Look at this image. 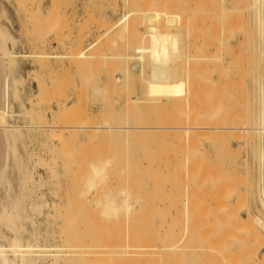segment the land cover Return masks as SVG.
<instances>
[{
    "label": "rangeland",
    "instance_id": "374dc122",
    "mask_svg": "<svg viewBox=\"0 0 264 264\" xmlns=\"http://www.w3.org/2000/svg\"><path fill=\"white\" fill-rule=\"evenodd\" d=\"M194 1L195 0H0V27L3 26V29L5 28L10 38H13L12 40L15 41V50L17 49L16 52L20 53V56L17 58L16 67L13 70V76L20 80V83H18V90H16L20 101L12 100V103L14 102L12 105L13 110L15 111L13 115L15 116L12 115L13 117H10V123L22 124V126L28 123L31 127L32 125L34 126V129L30 128V131L24 128V134H27L24 139H20L17 143L18 155H20L18 159L11 158L9 160L12 166L11 176L14 183L16 182L15 184H17L20 177V173H18L19 170L17 169L19 163L23 169L34 171L37 181H40V175L43 177V179L41 178L43 184L39 186L37 184L39 188L33 186L32 194H43L44 199L48 200L49 206H44V209L47 210L41 211L38 217L40 225H42L40 227L43 231L46 232L47 230L45 229L47 228L49 232L53 230L56 232V238L50 239L52 243L62 242L59 235L62 234V231L65 233L63 229L66 228V233H73L76 236L79 235V233V236L83 235L84 237L88 235L90 238L91 234H94V236L96 235L95 237L97 240L91 239L90 242L95 241L96 243L97 241L102 245H106V243L108 245H114L113 241L115 242V235L120 231L119 229H122L121 232H124V228L128 230L133 224V219L136 218L133 212H130L131 210H129V205L126 202L127 200L123 199L125 197H121V187L119 186L120 184L117 185L116 182L118 180L117 178H124V174L121 176L123 173H121V171L124 169L125 174L129 172L139 178L146 177L145 179L150 180L151 191L152 187L155 189V186L158 185L155 184L156 182L160 184L164 180V185L161 183L162 185H160L162 187L160 185L158 186L163 188V190L166 188L165 192L162 193L163 191L158 187V193L155 190L152 192V197H154V199L152 197L149 199L152 205L148 202L150 205L149 210L156 209L153 207L155 206L153 204L158 203L156 204L157 207L158 205L160 206V208H158L159 210H151L153 211V217L154 214L155 216L157 215L155 212L158 211H160L158 215L164 211V215L171 214L174 217L175 207L179 206V208H182V203L184 201L186 202L185 209L187 211H185L186 213L188 212V216L186 213L183 215L181 211L182 220L184 221L182 222L185 223L184 228L186 229L182 245L184 248L195 245L197 249L199 250L200 248L201 251L196 250V253H198L196 258L189 257L191 258L188 259L189 262L185 260L187 259L185 254V261L181 262V264H211L212 261L214 263L218 257L219 259L221 258L220 263L225 264L226 260L223 261L222 255L219 254V252L217 254L215 251L219 245L225 247L224 249L227 250L225 256L227 259H230L228 260L231 264H264V248L262 247L264 246V228L263 225L261 227V224L257 221L260 215L257 209L260 198L259 194L255 191L258 186L257 181H259L260 171L262 170L264 172V155L261 157L262 152L264 154V140L262 146L257 135L251 133V131H253L252 127H254L252 124L259 118V106L262 101L264 102V90L261 89L264 87V29L261 34L262 36H260L256 27V5L254 0H196L199 6H197V3ZM262 4L261 9L264 16V1ZM26 5L28 8L32 6L35 11L32 10L34 14L31 16L28 8L24 10ZM36 6L37 9H35ZM194 7L196 11L199 9L197 12L198 14L193 9ZM211 7H214V10ZM24 11L29 12H26V14ZM192 11L195 15L197 14V16L201 13L202 16L207 18H200L201 15L198 17L196 16V18L194 17L195 15L193 16L195 21L198 22L197 27H205L206 31L205 29H198L194 26V19L193 23L192 20H190L193 14ZM189 12H192V14ZM204 12L206 14L210 12L208 14L209 16ZM183 14L187 16H183ZM28 15L30 17H28ZM150 17H152L153 20ZM162 17H164V19ZM166 19L169 20L168 25L166 24ZM179 19L181 21L187 20L188 23L186 21V23H181ZM189 20L191 23H189ZM154 21L155 23L157 21L158 23L162 21V24H157L156 27L154 23L152 24ZM163 22L167 25V29ZM210 22L212 23L208 25ZM206 25H208V27ZM159 26H164L163 28H165V30H158ZM155 27L156 29L153 30L152 28ZM148 29L149 31L153 30V34L151 31V35L147 33ZM196 29H198L199 35H197ZM154 31H157V34L154 33ZM162 32L165 34L163 35ZM203 33L205 35H203ZM55 37L57 40L54 39ZM193 38L197 42L192 44ZM221 38H223L222 43ZM59 39H62L63 42L61 43ZM149 41L150 44L148 43ZM209 42H213V44H207ZM218 42L221 46L218 45ZM140 45H142V47ZM146 45H151L153 49L155 47L154 50L161 52L160 54L163 55L171 53L170 55L175 56L177 53L180 57H185L183 59L178 57V59L182 60L181 64V62L172 59L174 56H169L176 66V72L179 78H182L183 76L181 75L185 74L184 77L180 79L181 82L179 80L180 83L184 81L186 86V83L190 79L199 82L195 83L190 81L187 83L188 85L186 87L182 86L183 89H189L190 95L188 99H184L187 89L184 93L182 89L178 92V97H180L178 103V97H176L177 100H175L174 103V95L167 96L169 99L172 98L171 101L167 102L169 105L171 103L173 107L169 106L167 102L164 101L166 102V107L164 104L163 105L167 108L165 109L162 105L163 101H161L162 103L157 102L156 104V101L152 102L149 96H145L143 88L147 86V84L155 81V74L161 73V67L159 65H151L147 58H145L147 60L140 61L137 57L131 58L129 55L136 56L140 54L142 48ZM186 49L190 52L189 56L191 54L194 56L197 55L194 59H197L198 56H204V54L207 53L206 51L210 52L208 54L212 53L211 57L214 56L215 58H211V61L208 57L209 55L207 56L209 59L206 58L205 55V59L202 57V59H204L203 62H201V58L199 59V63L201 62V64L197 61L198 64L194 63L195 65L192 66V63H190L191 59H189V61L186 59L188 55V53L186 54ZM163 50L166 53H163ZM41 51L46 53L37 55V53ZM217 51H219V54ZM151 52L150 49H145V54H150ZM159 52L156 53L157 56ZM48 53L64 55L50 56ZM193 57L190 56L188 58ZM184 59L190 63V65L188 63L189 66L185 64L186 62H184ZM215 59L218 60L216 63ZM219 60L223 61L220 62ZM187 71L189 72L187 75L189 74V76H191L190 78L186 75ZM106 74L107 76H105ZM121 74H124L125 78H127V74H132V79L130 78V80L132 83L136 82L135 85L137 84V86H134L132 89L130 82L126 79L127 81L121 85L122 93L113 91L115 94L117 93V95L113 94V99H110L112 93L110 95L109 92L114 88L113 79L115 76ZM108 76L110 82L107 88L108 91H106V89H103L107 84L106 79ZM92 77H95L94 79L97 81ZM172 79L175 78L172 77ZM91 80H93V83H91ZM97 86H102L103 89L100 91L96 88ZM193 86L195 89L197 88L196 90L198 93L196 92V96L194 95L195 92L192 93ZM118 87H120V85ZM131 91L136 92L135 94L140 97L142 96V98L145 97L147 100L150 99V101L148 100L149 102L142 103L140 98H137L135 109L126 111L123 108L118 112L117 106L120 99L123 98L122 100H124L125 103L129 102V100L132 99L130 96ZM181 94L182 96H180ZM102 95L103 98L101 97ZM195 97L197 98L196 101ZM210 97L213 99L210 100ZM99 100H101V102ZM113 100H117L118 102L115 104L114 101L113 104L111 102ZM59 101H62L61 104L64 102L63 105H65H57ZM181 101H183V103L180 105L179 102ZM197 102L199 103L197 104ZM208 102L210 104L208 106L209 110L204 107ZM111 103L114 108L112 111ZM149 103L151 104L149 105ZM176 103L181 107L177 106ZM200 103L203 105L204 109L199 106ZM195 104L199 106L198 109L201 108L200 111L196 110L199 111L197 114L200 113L196 116L194 112L192 113L191 111L193 107H195ZM167 105L170 108H168ZM197 105L196 109L198 107ZM223 107L226 109L224 110ZM175 108L176 110L174 111L173 109ZM177 108H180V110L182 108L184 113L183 111H178ZM168 109L171 111H168ZM65 110L69 118L67 119V123H69L67 125H70L73 130H69L71 134L67 133L64 135L63 139H65L66 136V140L63 141L62 146L59 136L57 137V133L60 131H53L56 137L50 141L47 139L46 133L37 128L42 120L57 121L61 118V115L66 116ZM187 110L191 111L189 118L185 116ZM204 111H207V113L205 114ZM16 112H19V114H16ZM175 112L177 115L180 114L184 116L183 124L185 127H188L189 133L186 135L188 137H186L187 140L184 141L185 145L183 144L185 137L184 139L182 137L183 133L185 136V132L180 131V135L178 134L179 137L182 135L180 137L182 138V142H180L182 144H179V146H177V140L179 138H174V136L170 134L168 137L166 132H161L163 128L166 127L168 118L176 115H173ZM210 113H213L214 116ZM109 115L113 121H121L125 131H128L130 127H133L135 131L137 129L144 131L143 128H147L152 133H149V131L148 133L144 132L145 134H140L141 136L138 134L135 136H125L120 138L122 140H117L118 138H112L104 134H102V136L100 135L101 137H99V140L98 138L95 139V135L94 137H90V134H95L96 131L89 129L88 125H91V123L92 125L96 124L98 121L101 122L103 118L106 117L107 119ZM203 115H211V117L207 118V116L205 117ZM39 116L42 117L39 118ZM110 116L109 120L112 122ZM195 119L197 121L199 120L198 123ZM32 130H37V132H32ZM50 131L48 130L47 134L51 133L52 135V130L50 129ZM153 131L158 133H153ZM181 132L183 133L181 134ZM39 134L41 135L39 136ZM99 134L101 133L99 132ZM197 135L198 137H196ZM251 136H253V139ZM163 137L165 140H162ZM173 138L175 140H173ZM5 139L7 138L5 137ZM114 139L119 142L117 143ZM90 141H92L93 145ZM173 142H175V144ZM185 142H188V144ZM120 143L122 144L121 147L119 146ZM48 145L53 149L50 151V153L53 152L52 155L49 154L47 150ZM123 145L125 146L124 148ZM181 146L186 147L182 148ZM59 148L62 149L59 150ZM120 148H122V152ZM54 161L57 163H54ZM147 163L148 167L146 169ZM23 164L24 166H22ZM53 164H55L54 167ZM52 170H54V173H52ZM185 170L189 172L192 171L189 178L186 176ZM187 178L190 181L184 183L187 188L185 195L183 194V189L181 192L178 190L179 193H177V185L179 189L180 182L182 187V183L187 180ZM153 179H157L159 182L157 180L153 182ZM171 181H176L178 183H176L177 185L175 184L176 187H173V192L171 190L169 191L171 187L170 183H172ZM217 181L219 184L221 182L224 187L222 184L218 186L219 184H217ZM152 182L155 185H153ZM32 185L31 183L30 186L32 187ZM150 188H148L149 191ZM225 192H227V195ZM147 195L148 194H146V196ZM162 204L165 205V207H162ZM174 204H176L175 207L172 206ZM229 205H231V207ZM227 209L229 212L225 211ZM171 211L174 212L169 213ZM219 213L222 217H220L221 215ZM66 214V217H68L67 219L65 217ZM162 214L163 213H161V215ZM249 214L251 216H249ZM185 215L186 217L184 219L183 216ZM44 216L47 217V219H44ZM160 217L158 218V216H156L158 220L161 219ZM168 217L169 216L162 219L165 221V218ZM180 218L177 220V223L179 221L181 224ZM215 219L216 221H214ZM249 219L253 221L252 225V221ZM43 220L45 221L44 223ZM167 221L170 223L171 217L170 219L168 218ZM183 223L181 225H183ZM222 223H226V225H222ZM117 226L119 227L118 230ZM68 227L72 228L68 229ZM252 228L253 230L255 229L253 232L251 230ZM257 229L258 231H256ZM221 230H223V232ZM225 230L228 235L224 233ZM121 232L118 233L121 234ZM196 232H198V235ZM219 232L220 234L224 233L221 235L223 238L227 235L224 238L226 242L221 239V236H217ZM124 233H126L128 237V231ZM234 234H236L237 237ZM259 234L262 235V238ZM227 237L229 238V242H227ZM119 238L122 237H118L117 240ZM136 239L137 251L141 250L145 252L153 242V238H150V235L144 231L134 233V242ZM259 239L263 240L260 241ZM222 240V244L225 242L226 246H229V249L221 244ZM216 243L217 246H214ZM197 244L200 246L199 248ZM244 245L247 247L245 246L244 248ZM212 247H214V249H212ZM118 248L123 249L122 245L118 246ZM202 249L205 252L202 253ZM220 249L224 251V249ZM204 253H206V258L204 257ZM107 255L108 254L104 255L105 260H102L103 263L101 261L99 263L98 261L97 264H146V257H139L134 263H131L126 260H131L133 258L124 257L120 259V262H116L117 258H111V255L114 256L113 254L109 255V257ZM225 256L223 257L226 259ZM219 259L216 260L218 263ZM161 260L162 258H160V256H155L152 258V264H163L160 262ZM71 263L75 264L74 262L67 264ZM92 263L94 264L96 261H90V264ZM176 263L180 264L177 260ZM218 263L215 262V264ZM86 264H89V262ZM169 264L172 263L170 262Z\"/></svg>",
    "mask_w": 264,
    "mask_h": 264
},
{
    "label": "bare ground",
    "instance_id": "6f19581e",
    "mask_svg": "<svg viewBox=\"0 0 264 264\" xmlns=\"http://www.w3.org/2000/svg\"><path fill=\"white\" fill-rule=\"evenodd\" d=\"M199 1V0H198ZM204 1V0H203ZM202 1V2H203ZM209 1V0H208ZM214 1V0H213ZM213 1H211V2H213ZM216 1V0H215ZM219 1H222V0H219ZM233 1V0H232ZM263 1L264 0H254V2H255V5H256V18H255V20H256V22H257V24H256V27H257V30H258V32L260 33V36H262L261 34H262V31H263V29H264V16H263V13H262V3H263ZM33 2V1H32ZM35 2V1H34ZM127 2V1H126ZM194 2H196V0L194 1ZM36 3V2H35ZM197 4V6H199V4H198V2H196ZM205 3H207V2H205ZM210 3V2H209ZM221 3H223V2H221ZM220 3V4H221ZM29 4V3H28ZM31 4V3H30ZM33 4V3H32ZM126 4V3H125ZM195 4V3H194ZM203 4V3H202ZM202 4H201V6H202ZM208 4V3H207ZM211 4V3H210ZM34 5H36V4H34ZM33 5V6H34ZM214 5V4H213ZM221 5H223V4H221ZM28 6H30V5H28ZM215 6V5H214ZM203 7V6H202ZM205 7V6H204ZM220 7V6H219ZM25 8V9H24ZM23 9L24 10H26L28 7H27V5H26V7H24ZM198 8V7H197ZM208 8V7H207ZM212 9L214 8V7H211ZM4 9H5V7H4ZM35 9H37V6L35 7ZM194 10H195V7L193 8ZM18 10V9H17ZM28 10L30 11H26L27 13L29 12L30 13V16L32 15V14H34L33 12H32V10H33V7L31 6V7H29L28 8ZM48 10V9H47ZM189 10V9H188ZM193 10V11H194ZM199 10V9H198ZM198 10L196 11L195 10V12L197 13L198 12ZM214 10V9H213ZM3 11V10H2ZM34 11V10H33ZM49 11V10H48ZM85 11V10H84ZM191 11V10H190ZM192 11V12H193ZM7 12V11H6ZM20 12V11H19ZM25 12V11H24ZM25 12V13H26ZM35 12V11H34ZM68 12V11H67ZM86 12V11H85ZM188 12V11H187ZM192 12H189V13H191L192 14ZM211 12V11H210ZM209 12V13H210ZM26 13V14H27ZM87 13V12H86ZM90 13V12H89ZM205 13V12H204ZM208 13V14H209ZM213 13V12H212ZM212 13H211V16H212ZM4 14V13H3ZM49 14V13H48ZM48 14H46V15H48ZM64 14V13H63ZM187 14V13H186ZM184 15L183 14V16H187V15ZM190 14V15H191ZM198 14V13H197ZM197 14L195 15L194 14V12H193V14L191 15L192 16V18H191V16H190V20H192V23L195 21V19H194V17L196 18V16H197ZM206 14V13H205ZM208 14H206L207 16H209ZM84 15V14H83ZM182 15V14H181ZM195 15V16H194ZM201 15V13L198 15V16H200ZM29 15H28V17H30ZM194 16V17H193ZM197 16V17H198ZM202 16V15H201ZM200 16V18H203V19H207L205 16H202L201 17ZM155 17V16H154ZM213 17V16H212ZM211 17V18H212ZM25 18V17H24ZM150 18H152V17H150ZM161 18V17H160ZM163 19H164V17H162ZM180 18H181V16H180ZM187 18V17H186ZM185 18V19H186ZM209 18V17H208ZM163 19H161V20H163ZM193 19H194V21H193ZM145 20V19H144ZM150 20V19H149ZM152 20H153V18H152ZM158 20V19H157ZM167 20V22H166V24L168 25V22H169V20L168 19H166ZM189 20V21H190ZM199 20V19H198ZM137 21V20H136ZM151 21V20H150ZM156 21V20H155ZM155 21L154 22H152V24L154 23V26H156L157 27V24H162L161 22H159L158 23V21L155 23ZM160 21V20H159ZM181 20L179 19V22H180ZM188 23V21L187 20H182L181 21V23L182 22H184V23H186V22ZM201 21H202V19H201ZM204 21V20H203ZM208 21V20H207ZM143 22V21H142ZM147 22V21H146ZM138 23V22H137ZM143 23H145V22H143ZM147 23H149V22H147ZM164 23V25H165V22H163ZM172 23V22H171ZM173 23H174V20H173ZM177 23V22H176ZM189 23H191V21L189 22ZM198 22L197 21H195V23H193V24H195L194 26L195 27H197V24ZM212 22H210V23H208V25L209 24H211ZM150 24V23H149ZM148 24V25H149ZM167 25H165V28H166V26ZM201 25H203L202 23H201ZM200 25V26H201ZM208 25H206L207 27H208ZM1 26V25H0ZM149 27V26H148ZM152 27V26H151ZM156 27L155 28H152L153 30H155L156 29ZM161 26H159V28H158V30L159 29H161L160 31H162V30H165V28H163L164 26H162L161 28H160ZM202 27V26H201ZM201 27H199L200 29H205V27H204V25H203V27L204 28H201ZM212 27H213V25H212ZM227 27V26H226ZM146 28H147V26H146ZM198 28V27H197ZM198 28V29H199ZM167 29V28H166ZM198 29H196V33H197V35H199L198 34ZM146 30V29H145ZM152 30V31H153ZM171 30V29H170ZM225 30V29H224ZM144 31V30H143ZM151 31V30H150ZM150 31H149V29H148V32L147 33H150ZM151 31V32H152ZM159 31V32H160ZM201 31V30H200ZM205 31H206V29H205ZM157 31H154V33H156ZM204 32V31H203ZM146 33V34H147ZM163 33V32H162ZM195 33V34H196ZM212 33V32H211ZM152 34H153V32H152ZM157 34V33H156ZM160 34V33H159ZM165 33H163V35H164ZM206 34H207V32H206ZM141 35H142V33H141ZM144 35V34H143ZM150 35H151V33H150ZM197 35H195L196 37H198ZM203 35H205L204 33H203ZM214 35V34H213ZM148 36H149V34H148ZM194 36V38L196 39V37ZM225 36V35H224ZM57 37V36H56ZM56 37L54 38V39H56ZM210 37V36H209ZM58 38H60V37H58ZM150 38V37H149ZM149 38H148V40H149ZM166 38V37H165ZM171 38V37H170ZM194 38H193V41H192V44L193 43H196L197 41L196 40H194ZM204 38V37H203ZM206 38H207V36H206ZM261 38V37H260ZM13 39V38H12ZM11 38H10V36L7 34V32H6V30H5V28L3 29V26L2 27H0V264H67V263H70V262H74L75 264H86L87 262H89V264H90V261H92V262H94V261H96V263H94V264H97V262L99 261V263H100V261L102 262V260L104 259V255H106V254H108L107 256L109 257V255H111V254H113L114 256H112L111 255V258H113V259H116L117 261L116 262H120V259H122V258H124V257H130V258H133V259H131V260H126V261H129V262H131V263H134L139 257H146L145 258V263L146 264H152V258L153 257H155V256H160V258H162V260L160 261L161 263H163V264H169L170 262L173 264V262H174V260H175V262H174V264L176 263V260L178 261V263H180L181 264V262H184L185 260H188V259H191V258H196V255L198 254V253H196V250H198L197 249V247L195 246H193L192 245V247H194V248H192L191 246H187V247H183V242H182V240H183V238H184V232H185V228H184V224L185 223H183L184 221L182 220V214H181V211H182V213H183V215L186 213V207H185V204H186V202L184 201L183 203H182V205L181 206H183L182 208H179V206L177 207H175V205L176 204H174V205H172L173 207H175V212L174 211H171V212H169V213H172V212H174L173 214H174V217H173V215H171V214H166V215H164V211H162L161 213H163L162 215H161V213H160V215H158V212H160V211H158V212H155L157 215L156 216H158V218L160 217V216H162V217H160L161 219L160 220H158L157 218H156V216H155V214H154V217L152 216L153 215V211H151V210H159L158 208H160V206L158 205V207H157V205L156 204H158V203H156V204H153V205H155V206H153L154 208H156V209H151V210H149L150 209V205H152L151 203H150V197H152V192H154V190L157 192V189L159 190V188L163 191L162 193H164L165 192V189L163 190V188H161L162 186V184L161 183H163V185H164V180L159 184V183H155V184H158V185H160V186H155V189H153L154 187H152V191H151V188H150V180H148V179H145V178H139V177H137V176H135L134 174H132V173H124L125 172V170L123 169V171H121V176H123V174H124V178H122V177H120V178H117L118 180L116 181L117 182V185H119L121 188V190H120V194H121V197H125V198H123V199H126L127 201V203H128V205H129V210H131L130 212H133V215H135L136 216V218L135 219H133V224L129 227V229L128 230H125V228L123 229V231L125 232V231H128V237H127V234L126 233H124V232H121V228L119 229V227L117 226V230L119 229L120 231H118L119 233L121 232V234H119L117 231V233H118V235H117V233H116V235H115V242L113 241V244L114 245H112V244H109V245H112V246H109L107 243H106V245H102L101 243H98L97 241H96V243H95V241L94 240H97L96 239V235L94 236V234L92 235L91 234V238L90 237H88V235H86V236H84L83 237V235L82 236H79L80 235V233H79V235H75V234H73V233H71V234H73V235H71L70 233H66V231L65 230H67L66 228L65 229H63L64 230V232L65 233H63V231H62V234H60L59 235V237H60V239H61V243H52L51 241H50V239H54V238H56V232L53 230V231H51V232H49L48 231V229L46 228L45 230H47L46 232L45 231H43L42 230V228L40 227V226H42V225H40V221H39V217H38V214L41 212V211H44V210H47V209H44V206H49V204H48V200L47 199H44V196H43V194L42 195H33L32 193V191H33V186L35 187V186H37V184H38V186L40 185V184H43V181H42V179H43V177L40 175V181H37L36 180V177H35V172L34 171H32V170H28V169H23L22 167H21V164H19L18 163V165H17V169L19 170V172H18V170H17V172L18 173H20V177H19V179H18V183L17 184H15L14 183V181H13V179H12V166L10 165V163H9V160L12 158V159H18V157H19V155H18V148H17V143H18V141L20 140V139H24V137L26 136V134H24V128H26V129H28V131H30V128L31 129H34V126L32 125V127L30 126V125H28V123H27V125H23L22 126V124L20 125V124H13V123H10V117L13 115V114H15L14 112V110H13V103H12V100L14 99L15 101L17 100V101H20L19 99H18V96H17V91L16 90H18V83H20V80L17 78V77H15V76H13V70L15 69V67H16V63H17V58L20 56V53L19 52H16V50H15V41H13ZM211 39V38H210ZM209 39V40H210ZM212 39H213V37H212ZM215 39V38H214ZM57 40V39H56ZM60 40V42L62 43L63 41H62V39H59ZM58 40V41H59ZM206 40V39H205ZM208 40V41H209ZM216 40V39H215ZM220 40V39H219ZM222 40H223V38H221V43H222ZM214 41V40H213ZM57 42V41H56ZM223 42H225V41H223ZM60 43V44H61ZM139 43H141V42H139ZM149 44H150V41L148 42ZM219 43V42H218ZM205 44V43H204ZM207 44H213V42H209V43H207ZM37 45V44H36ZM35 45V46H36ZM64 45V44H63ZM62 45V46H63ZM137 45H139V44H137ZM180 45V44H179ZM178 45V46H179ZM196 45V44H195ZM218 45H220V43L218 44ZM141 47H142V45H140ZM183 46V45H182ZM213 46V45H212ZM221 46V45H220ZM40 47V46H39ZM152 46L151 45H146V46H144L143 48H142V51H141V53L140 54H138V55H136V56H133V55H129L131 58H134V57H137L138 59H140V61H143V60H149L148 62L151 64V65H155V66H160L161 67V73L160 74H155V76H156V79H155V81L154 82H152V83H149V84H147V86H145V84L143 83V85L145 86L144 88H143V92L145 93V96L147 95V96H149L150 97V99L152 100V102L153 101H156V104H157V102H159V103H162L161 101H163V103H162V105L164 104H166V102L167 101H171V99H169L167 96H170V95H174V97H173V102L175 103V100H177L176 99V97H178V92H180L183 88H182V86L183 87H186L188 84L187 83H189L190 81H192V82H195V83H199V82H197V81H195L194 79H193V77H192V79L194 80H189V78L191 77V76H189V74L187 75V73H189L188 71L186 72V75H187V77H189L188 78V82L186 83V86H185V83H184V81H182V83H180L181 82V80L180 79H182L183 77H184V72L182 71V73L184 74V75H181V76H183L182 78H179V75L177 74V72H176V66H175V64L173 63V60H171L170 59V57L169 56H174V55H170V54H165V55H163V54H160L161 52H159V51H156V50H154L155 49V47H154V49L152 48ZM206 47V46H205ZM35 48V47H34ZM192 48H193V46H192ZM197 48V47H196ZM140 49V48H139ZM145 49H150L152 52L150 53V54H145ZM184 49V48H183ZM189 49V48H188ZM208 49V48H207ZM222 49V48H221ZM261 49H262V46H261ZM42 50H44V49H42ZM47 50V49H46ZM165 50V49H164ZM163 50V53H166L165 51ZM175 50H176V48H175ZM215 50H216V48H215ZM185 51V50H184ZM191 51V50H190ZM194 51V50H193ZM202 51V50H201ZM35 52V51H34ZM138 52V51H137ZM157 52H159V54H158V56H157ZM196 52V51H195ZM207 53H205L204 54V56L206 57V58H212L213 59V57H211V54H208V53H210V52H208V51H206ZM215 52V51H214ZM218 52V54H219V51H217ZM44 53H46V52H43V51H41V52H39V53H37V55H39V54H44ZM176 53V52H175ZM185 53V52H184ZM188 53V55L186 56V59L189 61V59H191L190 60V63H192V66L193 65H195V64H198L199 63V59L201 58L202 59V57L204 58V56H202V57H199L198 56V58L197 59H194L195 57H197V55L196 56H194L193 54H191L190 56L191 57H193V58H188V57H190L189 56V54H190V52H188V50L186 49V54ZM192 53V52H191ZM199 53V52H198ZM197 53V54H198ZM50 56H62V55H64V54H50V53H48ZM195 54V53H194ZM22 55H24V54H22ZM26 55V54H25ZM28 55V54H27ZM199 55V54H198ZM209 55V56H208ZM214 55H215V53H214ZM177 56V57H176ZM208 56V57H207ZM216 56V55H215ZM229 56V55H228ZM23 57V56H22ZM25 57V56H24ZM174 57H176L177 59H178V57L180 58V59H183V58H185V57H180V55L178 54L177 55V53H176V55L174 56ZM172 58V59H174V61H179V62H181L182 60H180V59H176V58ZM145 58H147V59H145ZM208 58V59H209ZM215 58V57H214ZM221 58V57H220ZM194 59V60H193ZM205 59V58H204ZM204 59H202L201 60V62H203L204 61ZM212 59H211V61H212ZM219 59V58H218ZM185 61V59H184V62H186L185 64H187L188 65V61ZM196 60V61H195ZM216 61H215V63L218 61L217 59H215ZM197 61H198V63H197ZM220 61V60H219ZM221 61H223V60H221ZM220 61V62H221ZM226 61V60H225ZM201 62L199 63V64H201ZM228 62V61H227ZM190 63H189V65H190ZM195 63V64H194ZM214 63V64H215ZM138 64V63H137ZM178 64V63H177ZM181 64H182V62H181ZM180 64V65H181ZM184 64V63H183ZM184 64V65H185ZM203 64V63H202ZM213 64V65H214ZM222 64V63H221ZM180 65H178V66H180ZM188 65V66H189ZM181 67V66H180ZM193 68V67H192ZM198 69V68H197ZM183 70V69H182ZM194 70L196 71V69H195V67H194ZM200 70H201V67H200ZM195 71H194V73H195ZM96 72H98V71H96ZM104 72V71H103ZM197 72H199V71H197ZM211 72V71H210ZM93 73V72H92ZM101 73V72H100ZM99 73V74H100ZM181 73V74H182ZM193 73V74H194ZM212 73H213V71H212ZM192 74V75H193ZM198 74V73H197ZM134 75H136V74H134ZM194 75H196V74H194ZM105 76H107V74L105 75ZM125 75L124 74H121V75H117V76H115L114 77V79H113V84H114V88L111 90V92H109V94L111 95V93H112V95H111V97H110V99H113L112 98V96H113V94H115V92H113V91H116L117 93H122V91H121V85H123V83H125L127 80H128V82H130V85H131V88L133 89V87L134 86H137V84L135 85V83L136 82H133L132 83V81L130 80V78L132 79V74H127V78H125L124 77ZM211 76V75H210ZM209 76V77H210ZM34 77V76H33ZM172 77L173 78H175V79H172ZM212 77V76H211ZM259 77H260V75H259ZM93 78V77H92ZM95 78V77H94ZM93 78V79H94ZM99 78V77H98ZM134 78V77H133ZM195 78V77H194ZM31 79V78H30ZM127 79V80H126ZM140 79V78H139ZM201 79V78H200ZM203 79V78H202ZM211 79V78H210ZM94 80H96V79H94ZM102 80V79H101ZM135 80H136V78H135ZM179 80H180V82H179ZM198 80V79H197ZM92 82L91 83H93V80H91ZM97 81V80H96ZM204 81V80H203ZM202 81V82H203ZM206 81V80H205ZM216 81V80H215ZM221 81V80H220ZM109 82H110V78H109V76H108V78L106 79V85H105V88L103 89V87L102 86H97L96 88L97 89H99L100 91L103 89V90H105L106 89V91H108L107 90V88L109 87ZM142 82V81H141ZM210 82H211V80H210ZM95 83V82H94ZM139 83V82H138ZM194 83V84H195ZM210 84V83H209ZM215 84V83H214ZM220 84V83H219ZM120 85V87H118ZM140 85V84H139ZM196 85V84H195ZM198 85V84H197ZM216 85V84H215ZM207 86V85H206ZM211 86V85H210ZM217 86V85H216ZM194 87V86H193ZM208 87H209V85H208ZM199 88V87H198ZM212 88V87H211ZM93 89H94V87H93ZM135 89H136V87H135ZM187 89V92H186V97L184 98L185 100L186 99H188L189 98V89L188 88H186ZM186 89L184 88L183 90L184 91H182L183 93L186 91ZM193 90H192V93H194L195 92V96H196V92H197V88L195 89V87L194 88H192ZM195 89V90H194ZM261 89H263L264 90V87L263 88H261ZM262 90V91H263ZM146 91V92H145ZM200 91V90H199ZM142 92V93H143ZM202 92V91H201ZM104 93H105V91H104ZM108 93V92H107ZM106 93V94H107ZM117 93L115 94V95H117ZM136 92H134V91H131V94H130V96H131V100H129V102H127V103H125V101L124 100H122V99H120V101H119V104H118V106H117V110H118V112H120L121 111V109H123L124 108V110H126V111H129L130 109H135L136 108V103H137V98H140V101L142 102V103H147V102H149L150 101V99H148L147 100V98L145 99V97L144 98H142V96L140 97V96H138L137 94H135ZM198 93V92H197ZM264 93V92H263ZM69 94V93H68ZM103 94V93H102ZM176 94H177V96H176ZM201 94V93H200ZM61 95H63V94H61ZM121 95V94H120ZM199 95V94H198ZM263 95V94H262ZM146 96V97H147ZM180 96H182V94L180 95ZM208 96V95H207ZM211 96H214V95H211ZM264 96V95H263ZM102 98H103V95L101 96ZM116 97V96H115ZM118 97V96H117ZM148 97V98H149ZM160 97V98H159ZM199 97V96H198ZM67 98V97H66ZM69 98V97H68ZM205 98V97H204ZM60 99V98H59ZM105 99V98H104ZM118 99H119V97H118ZM179 99H180V97H178V100H177V103H178V101H179ZM184 99L182 98V100L184 101ZM199 99H200V97H199ZM211 99H213V98H211L210 97V100ZM13 100V101H14ZM197 100V98L195 97V101ZM264 100V99H263ZM100 102H101V100H99ZM109 101V100H108ZM114 101H115V104H116V102H118L117 100H113V101H111L113 104H114ZM164 101H166V102H164ZM183 101H181V102H179V104L181 105V103H183ZM199 101V100H198ZM203 101V100H202ZM223 101V100H222ZM260 101V100H259ZM61 102L62 101H59L58 103H57V105H59V106H64L63 105V103L61 104ZM110 102V101H109ZM206 102V101H205ZM111 103V104H112ZM155 103V102H154ZM176 103V105L177 106H179L178 104ZM195 103V102H194ZM199 102H197V104H198ZM204 103V102H203ZM213 103H214V100H213ZM221 103V102H220ZM228 103V102H227ZM113 104L111 105L112 106V108H111V111L114 109L113 108ZM151 103H149V105H150ZM167 104H168V102H167ZM173 104V103H172ZM197 104H195V107H193V109L191 110L192 111V113L194 112V115L196 116V115H198V114H200V113H198L197 114V112H199L200 111V109H198L199 108V106L200 107H202L203 109H204V107H205V109H207L208 108V106L210 105L209 104V102L206 104V106L204 105V107H203V105L200 103L199 104V106L197 105ZM223 104H224V102H223ZM164 105H163V107H164ZM169 105V104H168ZM168 105H167V107H168ZM176 105H175V107H176ZM196 105L198 106L197 107V109H196ZM216 105V104H215ZM226 105V104H225ZM45 106V105H44ZM90 106H92V105H90ZM96 106V105H95ZM169 106H171V103H170V105ZM194 106V105H193ZM222 106V105H221ZM220 106V107H221ZM47 107H48V105H47ZM52 107V106H51ZM66 107V106H65ZM65 107H64V109H65ZM96 107H98V106H96ZM165 107H166V105H165ZM164 107V108H165ZM171 107H173V105L171 106ZM179 107H181V106H179ZM260 107V109H259V118H258V120H256L255 121V123H253L252 125H254V127H252V129H253V131H251V127H250V131H251V133H253V134H256L257 135V137L259 138V140H260V143H262L263 142V140H264V102L262 101L261 102V105L259 106ZM104 108V107H103ZM168 108H170V107H168ZM219 108V107H218ZM217 108V109H218ZM224 108V107H223ZM106 109V108H105ZM116 109V108H115ZM165 109H167V108H165ZM172 109V108H171ZM226 108H224V110H225ZM20 110V109H19ZM174 111L176 110V108L175 109H173ZM177 110L178 111H183V109L181 108V110H180V108L178 109L177 108ZM196 110H199V111H196ZM208 110H209V108H208ZM66 111V110H65ZM110 111V112H111ZM115 111V110H114ZM168 111H171V110H169L168 109ZM173 111V112H174ZM191 111L190 110H187V112L185 113V116L187 117V118H189L190 117V115H191ZM196 111V112H195ZM203 111V110H202ZM218 111V110H217ZM103 112H105V111H103ZM177 112V111H176ZM173 113V115L174 114H176L175 116H173V117H171V118H168V121H166V127H164L163 128V130L161 131V132H163V133H165L166 132V134L168 135V137H169V134L171 135V136H174V138H179L177 141L179 142H177V146H179V144H182V143H180V142H182V138H180L182 135V137H183V139H184V137H185V139L183 140V144H184V141L185 140H187L186 139V137H188V136H186L188 133H189V131H188V127H185V125L183 124V118H184V116L182 115H180V114H178L177 115V113ZM205 112V114L207 113V111H204ZM212 112H214V111H212ZM225 112V111H224ZM224 112H222V113H224ZM19 114V112H16V114ZM93 113V112H92ZM102 113V112H101ZM111 113H113V112H111ZM183 113H184V111H183ZM196 113V114H195ZM215 113H217V112H215ZM171 114V113H170ZM202 114V113H201ZM211 115H213V113H210ZM225 114V113H224ZM113 115V114H112ZM211 115H209V116H207V115H203V116H207V118H209V117H211ZM13 116H15V115H13ZM12 116V117H13ZM110 116V115H109ZM109 116H108V118L106 119V117L105 118H103V120L100 122V121H98V123H96V124H93L92 125V123H91V125L89 124L88 125V128L89 129H91L92 131L94 130V131H96V133L94 134V133H91L90 135V137H94V135L96 136L95 137V139L96 138H98V140H99V137H101L102 136V134H104V135H107V136H109V137H112V138H118L117 140H119L120 138H122V137H125V136H135V135H139V136H141L142 135V133L143 134H145L146 132L148 133L150 130L149 129H147V128H143L144 129V131L143 130H136L135 131V129H133V127H130L129 129H128V131H125L124 129H123V127H122V124H121V121L120 122H115V121H113L112 119H111V116H110V119L112 120V122L109 120ZM202 116V115H201ZM214 116V115H213ZM11 117V118H12ZM42 116H39V118H41ZM94 117H95V115H94ZM168 117H170V116H168ZM198 117V116H197ZM17 118V117H16ZM199 118V117H198ZM15 119V118H14ZM32 119V118H31ZM67 119H69L68 118V114H67V111H66V116H64V115H61V118L60 119H58L57 121H54V120H52V121H46L45 119V121H41V119H40V121H41V124H38V128L37 129H39V130H43V132L44 133H46V137H47V139L48 140H53V138L54 137H56V135L54 134V132L53 131H55V130H57V131H60V132H58L57 133V137L59 136V140H61L60 141V143L62 144L63 143V141L64 140H66V136H65V139H63L64 138V135H66L67 133H69V130H73L72 129V127L70 126V125H67V124H69V123H67ZM106 119V120H105ZM113 119H116V118H113ZM121 119V118H120ZM169 119H170V121H169ZM196 120V119H195ZM18 121V120H17ZM17 121H14V122H17ZM197 121V120H196ZM199 121V120H198ZM198 121H197V123H198ZM13 122V121H12ZM25 122V121H24ZM50 129L52 130V135H51V133H48L47 134V131L49 130L50 131ZM24 130V131H23ZM155 130V129H154ZM27 131V130H26ZM35 130H32V132H34ZM90 131V130H89ZM92 131H90V132H92ZM101 131H103V132H101ZM156 131V130H155ZM155 131H153V133L155 132ZM180 131H183V132H185V136H184V133L183 132H181V136L179 137V133H180ZM35 132H37V130L35 131ZM38 132H40V131H38ZM51 132V131H50ZM72 132V131H71ZM98 132V133H97ZM99 132L101 133V134H99ZM145 132V133H144ZM87 133V132H86ZM149 133H152L151 131L149 132ZM155 133H158V132H155ZM160 133V132H159ZM69 134H71V133H69ZM141 134V135H140ZM179 134V135H178ZM4 135H5V137L7 138V139H5V137H4ZM41 134H39V136H40ZM43 135V134H42ZM45 135V134H44ZM101 135V136H100ZM166 135V136H167ZM178 135V136H177ZM251 135V134H250ZM38 136V137H39ZM145 136V135H144ZM157 136V135H156ZM158 136H159V134H158ZM166 136H164V137H166ZM4 137V138H3ZM163 137V139L162 140H165V138ZM196 137H198V135L196 136ZM252 137V139H253V136H251ZM255 137V136H254ZM40 138V137H39ZM141 138V137H140ZM159 138V137H158ZM162 138V137H161ZM173 138V140H175ZM239 138V137H238ZM258 138H256V139H258ZM94 139V138H93ZM94 139V140H95ZM142 139V138H141ZM251 139V138H250ZM6 140V141H5ZM47 140V141H48ZM88 140H89V138H88ZM115 140V139H114ZM117 140H115L116 142H117ZM120 140H122V139H120ZM160 140V139H159ZM180 140V141H179ZM199 140V139H198ZM115 141H114V143H115ZM145 141V140H144ZM169 141V140H168ZM189 141V140H188ZM58 142V141H57ZM91 142V144H92V141H90ZM97 142V141H96ZM119 142V141H118ZM117 142V143H118ZM164 142H166V141H164ZM214 142V141H213ZM213 142H212V144H213ZM250 142H251V140H250ZM253 142V141H252ZM23 143V142H22ZM98 143H100V142H98ZM169 143V142H168ZM174 144H175V142H173ZM185 143H187L188 144V142H185ZM259 143V144H260ZM43 144H44V142H43ZM46 144V143H45ZM48 144V143H47ZM66 144H68V143H66ZM96 144V143H95ZM197 144H198V142H197ZM255 144V143H254ZM50 145V144H49ZM48 145V147H47V150H48V152H49V154H51L52 155V153H50V151H52L53 149H51V146H49ZM93 145V144H92ZM99 145V144H98ZM97 145V146H98ZM115 145H117V144H115ZM121 143H120V147H121ZM185 145V144H184ZM195 145V144H194ZM256 145H257V143H256ZM62 146H63V144H62ZM65 146V145H64ZM155 146H156V144H155ZM170 146V145H169ZM262 146H263V143H262ZM54 147V146H53ZM117 147V146H116ZM125 146L123 145V148H124ZM182 147V146H181ZM186 147V146H185ZM185 147H182V148H185ZM143 148V147H142ZM193 148H195V147H193ZM62 148H59V150H61ZM92 149V148H91ZM117 149V148H116ZM121 149V152L123 151L122 150V148H120ZM151 149V148H150ZM149 150V149H148ZM116 151V150H115ZM125 151V150H124ZM186 151V150H185ZM140 152V151H139ZM146 152V151H145ZM177 152V151H176ZM117 153V152H116ZM148 153V152H147ZM173 153V152H172ZM32 154V153H31ZM121 155V154H120ZM264 154H263V152H262V155H261V157L263 156ZM29 156H30V154H29ZM119 156V155H118ZM145 156V155H144ZM150 156V155H149ZM31 157V156H30ZM63 157V156H62ZM185 157V156H184ZM56 158V157H55ZM92 158V157H91ZM141 158V157H140ZM149 158V157H148ZM166 158V157H165ZM220 158V157H219ZM42 159V158H41ZM151 159V158H150ZM162 159V158H161ZM174 159V158H173ZM20 160V159H19ZM57 160V159H56ZM61 160H63V159H61ZM104 160H105V158H104ZM103 160V161H104ZM20 162V161H19ZM23 162V161H22ZM52 162V161H51ZM107 162V161H106ZM151 162V161H150ZM188 162V161H187ZM186 162V163H187ZM263 162V161H262ZM54 163H57L56 161H54ZM146 163V162H145ZM159 163V162H158ZM186 163H185V165H186ZM16 164V163H15ZM162 164V163H161ZM54 165L55 164H53V167H54ZM184 165V164H183ZM199 165V164H198ZM219 165V164H218ZM22 166H24V164L22 165ZM50 166V165H49ZM141 166H143V165H141ZM150 166V165H149ZM26 167H27V165H26ZM52 167V168H53ZM147 167H148V163H147V165H146V169H147ZM169 167V166H168ZM185 167V166H184ZM25 168V167H24ZM28 168V167H27ZM51 168V169H52ZM50 169V168H49ZM150 169V168H149ZM186 169V168H185ZM263 169V168H262ZM189 170V169H188ZM186 171V176L189 178V176H190V173H192V171L191 172H189V171ZM197 170H198V168H197ZM53 172L52 173H54V170H52ZM127 171V170H126ZM149 171H151V170H149ZM51 172V171H50ZM135 172V171H134ZM141 172V171H140ZM139 172V173H140ZM147 172V171H146ZM168 172V171H167ZM233 172V171H232ZM51 173V174H52ZM174 173V172H173ZM183 173V172H182ZM185 173V172H184ZM216 173V172H215ZM220 173V172H219ZM56 174V173H55ZM136 174V173H135ZM142 174V173H141ZM151 174V173H150ZM172 174V173H171ZM195 174V173H194ZM163 175V174H162ZM52 176V175H51ZM224 176V175H223ZM152 177V176H151ZM194 177H195V175H194ZM42 178V179H41ZM122 178V179H121ZM188 178H187V180H185L183 183H182V187H181V183L179 182V189H178V183L176 182V181H171L172 183H170L171 185V187H170V189H169V191L171 190L172 191V189H173V187H176L175 186V184L177 185V193H179L178 192V190L181 192V190L183 189V194L185 195V193H186V191H187V188L185 187V185H184V183L185 182H189L190 180H188ZM228 178V177H227ZM152 180V179H151ZM157 179H153V182H155ZM184 180V179H183ZM227 180V179H226ZM50 181V180H49ZM158 181V180H157ZM165 181H168V180H165ZM180 181V180H179ZM215 181V180H214ZM33 184L32 185V187L30 186V184L31 183ZM45 182V181H44ZM119 182V183H118ZM152 182V183H153ZM159 182V181H158ZM170 182V181H169ZM28 183H30V184H28ZM224 183V182H223ZM229 183V182H228ZM257 183H258V186L256 187V193L257 194H259V204H257L258 205V213L260 214H258V215H256V216H258V219L259 220H257V221H259V223L261 224V227H262V225H263V228H264V172L261 170L260 171V174H259V181H257ZM154 183H153V185H155ZM216 184V183H215ZM217 184H219V182L217 181ZM220 184H222L221 182H220ZM220 184L218 185V186H220ZM166 185H167V183H166ZM37 186V187H38ZM222 186L224 187V185L222 184ZM157 187V188H156ZM159 187V188H158ZM39 188V187H38ZM148 188H150V191L148 190ZM227 188V187H226ZM236 188V187H235ZM234 188V189H235ZM216 189V188H215ZM220 189V188H219ZM222 189V188H221ZM148 190V191H147ZM160 190V191H161ZM218 190V189H217ZM226 190V189H225ZM228 190H231V189H228ZM254 190V189H253ZM145 191H147V192H145ZM222 191V190H221ZM37 192V191H36ZM56 192V191H55ZM119 192V191H118ZM149 192V193H148ZM173 192V191H172ZM158 193V192H157ZM219 193V192H218ZM227 192H225V194H226ZM232 193V192H231ZM51 194V193H50ZM145 194V195H144ZM146 194H148L147 196H146ZM151 194V195H150ZM169 194V193H168ZM220 194H222V193H220ZM150 195V196H149ZM155 195V194H154ZM183 195V196H184ZM227 195V194H226ZM159 196V195H158ZM180 197V196H179ZM220 197V196H219ZM148 198V199H147ZM153 199H154V197H152ZM166 198V197H165ZM176 198H177V196H176ZM222 198V197H221ZM159 199V198H158ZM226 199V198H225ZM148 200V201H147ZM54 201V200H53ZM157 201V200H156ZM214 201V200H213ZM150 203V205H149V203ZM222 202H223V200H222ZM68 203V202H67ZM166 203V202H165ZM174 203H177V202H174ZM228 204H229V202H228ZM227 204V205H228ZM163 205V204H162ZM53 206V205H52ZM226 206V205H225ZM230 207H231V205H229ZM162 207H165V205H163ZM161 207V208H162ZM219 207V206H218ZM229 207V208H230ZM257 207V206H256ZM47 208V207H46ZM53 208V207H52ZM69 208H71V207H69ZM172 208V207H171ZM66 209V208H65ZM186 210V211H185ZM220 210V209H219ZM218 211V210H217ZM225 211H228L229 212V210L227 209V210H225ZM56 212V211H55ZM68 212V211H67ZM70 212V211H69ZM50 213V212H49ZM54 213V212H53ZM71 213V212H70ZM218 213V212H217ZM225 213H227V212H225ZM247 213H249V212H247ZM65 214V213H64ZM220 214V213H219ZM231 214V213H230ZM234 214V213H233ZM238 214V213H237ZM60 215V214H59ZM70 215V214H69ZM186 215L188 216V212L186 213ZM186 215L185 216H183V218L185 219V217H186ZM218 215V214H217ZM216 215V216H217ZM221 215V214H220ZM40 216V215H39ZM46 216H48V215H46ZM53 216V215H52ZM67 216V214L65 215V217ZM167 216H169L168 218L170 219V217H171V221H170V223H168V221H167V219L168 218H165V221H164V219H162V218H164V217H167ZM249 216H251L250 214H249ZM72 217V216H71ZM181 219V224L183 223V225H181L180 223H179V221H178V223H177V220L179 219V218ZM220 217H222V215L220 216ZM226 217V216H225ZM230 217V216H229ZM248 217V216H247ZM47 219V217H45L44 216V219ZM49 218V217H48ZM68 217H66V219H67ZM155 218V219H154ZM251 218V217H250ZM50 219H51V217H50ZM65 219V220H66ZM157 219V220H156ZM236 219V218H235ZM238 219V218H237ZM252 219V218H251ZM251 219H249L250 221H252ZM257 219V218H256ZM70 220V219H69ZM230 220V219H229ZM243 220V219H242ZM67 221V220H66ZM183 221V222H182ZM214 221H216V219L214 220ZM223 221H224V219H223ZM249 221V222H250ZM45 221L43 220V223H44ZM46 222H47V220H46ZM85 222V221H84ZM245 222H246V220H245ZM227 223V222H226ZM226 223H222V225L223 224H225L226 225ZM233 223V222H232ZM242 223V222H241ZM252 223H253V221L251 222V225H252ZM235 224V223H234ZM250 224V223H249ZM47 225V224H46ZM216 225V224H215ZM221 225V224H220ZM231 225V224H230ZM236 225V224H235ZM247 225V224H246ZM48 226V225H47ZM70 226H72V225H70ZM81 226V225H80ZM227 226H228V224H227ZM237 226H239V225H237ZM255 226V225H254ZM260 226V225H259ZM45 227V226H44ZM77 227V226H76ZM216 227V226H215ZM223 227H225V226H223ZM253 227V226H252ZM255 227H257V226H255ZM72 228V227H71ZM70 227H68V229H71ZM83 228V227H82ZM239 228V227H238ZM254 228V227H253ZM253 228L251 229L252 230V232L255 230H253ZM262 228V229H263ZM75 229H77V228H75ZM230 229V228H229ZM259 229V228H258ZM258 229L256 230V231H258ZM86 230V229H85ZM84 230V231H85ZM224 230V229H223ZM223 230H221L222 232H223ZM264 230V229H263ZM72 231V230H71ZM146 232V233H148L149 235H150V238H153V242L149 245V247L146 249V251L145 252H143V251H137L136 249H137V239H136V241L134 242V233H136V232ZM214 231V230H213ZM73 232V231H72ZM83 232V231H82ZM215 232V231H214ZM214 232H213V234H214ZM238 232V231H237ZM251 232V233H252ZM197 233V235H198V232H196ZM215 233H217V232H215ZM224 233H226V230H225V232ZM224 233H222V234H224ZM123 234V235H122ZM220 232L217 234V236L219 237V236H221L222 234H220ZM227 234V233H226ZM249 234H250V232H249ZM257 234H258V232H257ZM74 235H75V237H74ZM120 235V236H119ZM122 235V236H121ZM196 235V236H197ZM228 235V234H227ZM227 235H225L224 236V238L227 236ZM235 236H236V234H234ZM253 235V234H252ZM259 236L262 238V235H260L259 234ZM263 236H264V234H263ZM95 237V238H94ZM118 237H122V238H119L118 240H117V238ZM222 237V238H221ZM220 238L221 239H223L224 240V238H223V236H221ZM237 237V236H236ZM250 237V236H249ZM256 237V236H255ZM259 237V238H260ZM90 238V239H89ZM217 238V237H216ZM228 238V237H227ZM226 238V239H227ZM229 238H230V236H229ZM229 238L227 239L228 241L227 242H229ZM258 238V237H257ZM91 239H94L93 241L94 242H90V240ZM220 239V240H221ZM233 239H235V238H233ZM249 239H251V238H249ZM248 239V240H249ZM263 239H264V237H263ZM263 239H261V240H263ZM223 240L221 241V244H222V242H223ZM260 240V239H259ZM258 240V241H259ZM260 240V241H261ZM57 241H59V240H57ZM99 241V240H98ZM225 241V240H224ZM250 241V240H249ZM257 241V242H258ZM259 241V242H260ZM226 242V241H225ZM225 242L222 244V245H225L226 246V244H225ZM92 243V244H91ZM251 243V242H250ZM257 244H259V243H257ZM120 245H122V247H123V249H119L118 248V246H120ZM239 245V244H238ZM250 245V244H249ZM262 245V244H261ZM197 246H198V244H197ZM214 246H217V243H216V245H214ZM245 246L246 245H244V248H245ZM259 246V245H258ZM200 246H198V248H199ZM229 247V246H228ZM227 246H226V248H228ZM247 247V246H246ZM250 247V246H249ZM248 247V248H249ZM263 248H264V246H262ZM117 248V249H116ZM196 248V249H195ZM220 248H222V249H224L225 247H221L220 245H219V247L217 248L218 249V251H217V249L215 250L216 252H217V254H218V252H219V254H221L222 255V258L224 259H222L223 261H225V264H228L230 261V259L228 260L227 259V257L225 256V253H227V250L226 249H224V251L223 250H221ZM194 249V250H193ZM212 249H214V247H212ZM229 249V248H228ZM199 250L201 251V249L199 248ZM198 250V251H199ZM221 250V251H220ZM255 250V249H254ZM213 251V250H212ZM223 251V252H222ZM229 251V250H228ZM203 252H205L203 249H202V253ZM214 252V251H213ZM254 252V251H253ZM215 253V252H214ZM185 254H186V258L187 259H185ZM205 254V258H206V253H204ZM216 254V255H217ZM253 254V253H252ZM212 255V254H211ZM213 255H215V254H213ZM220 255V256H221ZM251 255V254H250ZM264 255V254H263ZM219 256V255H218ZM217 256V257H218ZM223 256H225L226 257V259L223 257ZM77 259H76V258ZM107 257V258H108ZM189 257H191V258H189ZM211 257V256H210ZM216 257V258H217ZM231 257V256H230ZM255 257V256H254ZM74 258V259H73ZM76 259V260H75ZM119 259V260H118ZM185 259V260H184ZM214 259V258H213ZM217 259H219V257L217 258ZM216 259V260H217ZM221 259V258H220ZM220 259H219V263H220ZM105 260V259H104ZM194 260V259H193ZM198 260V259H197ZM214 261V263H213V261H212V263L213 264H215V262H217L218 263V261ZM122 261V260H121ZM126 261H124V262H126ZM208 261V260H207ZM188 262H189V260H188ZM198 262V261H197ZM209 262V261H208ZM227 262V263H226ZM241 262V261H240ZM98 263V264H99ZM103 263V262H102ZM211 263V264H212ZM218 263V264H219ZM239 263V262H238ZM71 264H73V263H71ZM93 264V263H92ZM177 264V263H176ZM190 264V263H189ZM195 264V263H194ZM198 264V263H197ZM221 264V263H220ZM229 264H231V263H229ZM241 264V263H240Z\"/></svg>",
    "mask_w": 264,
    "mask_h": 264
}]
</instances>
